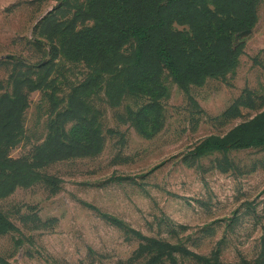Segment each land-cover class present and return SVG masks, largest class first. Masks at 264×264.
<instances>
[{
    "label": "rangeland",
    "instance_id": "374dc122",
    "mask_svg": "<svg viewBox=\"0 0 264 264\" xmlns=\"http://www.w3.org/2000/svg\"><path fill=\"white\" fill-rule=\"evenodd\" d=\"M255 8L234 66L180 83L136 72L116 0H0V264H264V142L197 149L264 111Z\"/></svg>",
    "mask_w": 264,
    "mask_h": 264
},
{
    "label": "trees",
    "instance_id": "16d2710c",
    "mask_svg": "<svg viewBox=\"0 0 264 264\" xmlns=\"http://www.w3.org/2000/svg\"><path fill=\"white\" fill-rule=\"evenodd\" d=\"M199 1L136 0L134 3L116 0L123 14L112 28L120 44L129 39L135 41L133 62L139 69L136 72L143 75L144 71H140L143 63L154 58L177 82L198 83L206 76L221 74L234 66L237 55L234 35L253 25L257 0H202L200 6L205 10L198 13L195 5H199ZM176 4L184 5L186 31L172 26L174 14L171 17L165 14V10L167 12ZM223 15L228 22H222ZM101 17V21L109 25L108 16ZM102 28L100 24L97 32L101 33ZM101 51L106 54L108 50L102 48ZM263 142L264 111L223 137L206 138L197 149L201 152L227 145L250 146Z\"/></svg>",
    "mask_w": 264,
    "mask_h": 264
}]
</instances>
